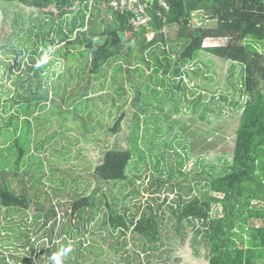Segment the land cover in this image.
Returning <instances> with one entry per match:
<instances>
[{
    "label": "trees",
    "instance_id": "trees-1",
    "mask_svg": "<svg viewBox=\"0 0 264 264\" xmlns=\"http://www.w3.org/2000/svg\"><path fill=\"white\" fill-rule=\"evenodd\" d=\"M160 1L167 5L168 10L160 5ZM0 5H18L39 12V17L32 19V26L27 31L17 20L15 30L2 38L5 54L0 58V80L10 81L14 92L5 86L0 91V120L3 122H0V142L4 145L0 146V224L4 220H14L34 205L37 214L33 218L38 220L35 228L40 227L39 231L51 222L58 225V216L62 212L81 221L89 212L96 214L94 210L98 203L89 196L76 198L64 210L57 209V206L62 208V202L53 203L58 196L49 193V187L44 183L47 175L38 174L43 166L41 162L36 170L22 175V166L29 152H43L45 149L38 140L39 134L51 122L63 127V124L77 123L78 120L85 136L100 133L109 123L101 124L98 112L102 107H110V113L113 115L117 111L119 116L106 133L118 135L127 118L126 113L120 114L123 106L118 107V102L125 99L128 93L121 86L115 89V95H101L105 92L109 71L114 65L117 64L112 77L114 85L117 73H123L126 66H129V83L144 74L139 67V62H142L148 69L152 68L153 73L147 82L164 87L170 99L178 103L179 94L181 99L186 94L192 96L187 89L189 85L185 83L188 77L185 70L194 67L200 52H207L218 60L240 65L245 72L240 91L243 94V101L240 102L243 113L233 163L224 174L209 175L201 196L186 202L176 200V206H171V211L178 219V225L187 221L195 228L198 225L201 227L209 264H264V0H155L151 11L152 22L140 29L130 24L129 16L115 12L110 0H0ZM15 39H18L17 43ZM207 40L226 42L205 48ZM48 49L51 51L48 52ZM45 52L48 58L55 55L58 58L40 68L35 67L36 61ZM137 54L141 58L149 54L150 60L142 58L134 62ZM78 55L81 62L74 73L73 60H77ZM171 55H177L175 61L171 60ZM60 61H64L65 71L57 76V80L44 81L48 80V76L43 78L44 73L48 71L49 74L55 66H61ZM133 65L139 66L132 72L130 67ZM159 69L164 70V76L172 75L166 79L167 82H160ZM67 74L70 80L65 81ZM73 78L77 79L78 86L69 91L76 81ZM154 93L157 96L160 94L156 89ZM2 94L5 96L3 100ZM196 94L197 101L194 99L192 103L197 109H202L205 118L210 112L223 113L217 102L214 103L215 108L206 105V94ZM225 100L228 101V98ZM180 103L182 105L183 100ZM64 105H67L66 110ZM155 114L150 117L154 118ZM33 123L36 124L33 126ZM34 127L39 129L36 136ZM140 127L139 123L136 124L135 130ZM61 136L66 138L65 133ZM143 156L144 153H141L142 161ZM133 159L132 150H108L94 169L93 176L107 184L133 183L129 177ZM109 208L104 227L109 224L113 231L103 238L108 245L106 250L120 254L125 248L120 239H126L131 233L134 242L143 247L147 262L156 258L157 245L163 240L164 218L155 213L150 205L142 214H139L141 208H138V213L130 216L128 210L122 214L112 206ZM219 208L221 213L214 217V211ZM43 217L45 223L42 225L40 219ZM66 223L70 227L69 233L61 229L56 238H78L81 234L79 225L76 230L69 224L70 221ZM5 229L3 227L1 232L3 235L7 231ZM50 230L45 235L50 236ZM81 230L84 234L88 233V224ZM60 232H63L62 235ZM114 233L120 234L118 239ZM32 241L33 238L28 237L27 244L33 246ZM83 246L81 242L72 246L68 262L79 264L80 258H85ZM57 248L54 247V253ZM98 248L101 254H96V257H103L107 252L102 247ZM162 257L158 256L159 259Z\"/></svg>",
    "mask_w": 264,
    "mask_h": 264
},
{
    "label": "rangeland",
    "instance_id": "rangeland-1",
    "mask_svg": "<svg viewBox=\"0 0 264 264\" xmlns=\"http://www.w3.org/2000/svg\"><path fill=\"white\" fill-rule=\"evenodd\" d=\"M101 13L104 14V11L101 10ZM38 17L39 12L36 10L18 5H0V58L5 54V43L2 42V38L5 34L7 36L15 30L14 23L19 20L27 31L32 26V19L36 20ZM97 18L96 15L95 19ZM72 21L73 16L70 17V23ZM167 33L170 34V31ZM17 41L18 39L14 40L15 43ZM225 42L207 40L204 47H216ZM179 51L180 49L177 50ZM171 56V60L175 61L177 55ZM149 57V54H146L142 58L150 60ZM56 58H58L56 55L49 56L47 63ZM142 58L137 54L134 56V62ZM74 61L73 72L75 73L81 62L80 55ZM60 63L61 66L50 68L52 71L49 74L48 71L44 73L43 78L48 76V80L44 81L57 80V76L66 69L64 61ZM139 65H133L130 70L133 72L139 66L144 70V74L129 83L127 72L129 66H126L123 73H117L115 85L112 77L117 64L114 65L109 71L110 78L108 82L106 81L105 92L101 93L105 96L115 95V89L121 86L128 93L125 99L118 102V107L123 106L120 114L126 113L127 115L122 131L118 135L106 133L113 126L114 119L119 116L117 111L112 115L110 107H102L98 112V120L101 124H109L104 126L100 133L92 136L84 135L80 120L77 123L71 121L63 124V127L59 123L51 122L38 137L39 142L44 144L42 146H45L44 151L31 150L22 166L23 175L36 170L40 162L43 164L38 174L47 175L44 183L48 185L49 193L52 196L54 193L57 194L58 199L53 203L62 202V208L55 205L57 209L64 210L76 198L89 196L94 197L98 203V207L94 210L96 214L89 212L84 221H81L67 217L62 212L58 216V225L51 222L42 231H39L40 227L35 228L38 224L37 218H33L37 214L35 205L12 221L11 219L8 222L4 220L0 224V233L3 227L7 231L4 235L1 233L2 237L0 236V264H52L50 257L54 253V247L58 246L59 250L62 246H67L69 242L71 246L80 242L84 244L82 253L85 258H80L79 264H209L203 247L201 227L198 225L195 228L187 221L178 225V219L173 216L171 206H176L174 204L176 200L182 199L186 202L195 196H201V192L205 191L206 179L209 175L218 176L230 170L234 158L237 131L243 113V106L240 104L243 101V94L240 91L245 76L244 69L240 65L218 60L207 52H200L194 67L185 70L190 77V80L186 77L185 83L189 85L187 89L192 96L186 94L184 99H181L179 94V102L174 103L167 90L163 89L164 87L147 82L149 75L153 73L152 68L148 69L142 62H139ZM157 72L160 82L172 76H164V70L159 69ZM54 73L56 75H53ZM75 78L73 79L76 81L73 87L71 84L69 91L75 90L78 86ZM68 80L70 78L67 74L65 81ZM94 83L98 84L96 81ZM2 86L8 87L10 91L14 90L7 79L0 80V91H3ZM26 88L28 89V86ZM155 89L160 92L159 96L154 93ZM196 93L206 94L205 103L210 104L212 108H215L214 103L217 102L219 107L223 108V113L210 112L205 118L202 109H197L193 104L197 101ZM3 95H1V100L5 98ZM225 98H228V101ZM181 100H183L182 105ZM64 109H67V105H64ZM151 114L156 116L151 118ZM138 118L140 122L137 121ZM138 123L141 127L135 130ZM35 124L33 123V126ZM33 131L36 136L39 129L34 127ZM62 133L66 134L65 139H62ZM49 137L54 140L48 139ZM0 146H4L2 142ZM119 148L132 150L134 153V159L129 168V177L133 183L107 184L97 181L93 172L102 161L104 153ZM141 153H144L143 161L140 157ZM152 183L154 185H151ZM134 192L137 194L133 195ZM149 205L155 213H159L164 218L163 240L157 245V257L148 263L143 247L141 248L138 243L134 242L131 233L127 234L126 239H120L122 246L125 247L120 254L107 251L108 245L103 238L113 231L109 224L104 227V221L108 218L105 216H108L110 212L109 206L122 214L128 210L130 216L137 214L138 208H141L139 214H142ZM42 206L48 207V205ZM220 213L221 209H216L213 216ZM40 220L43 225L45 218ZM68 221L75 229L79 225L80 230L78 228L76 230L81 232L80 236L76 239L69 236L56 238L61 229L66 234L69 233L70 227L66 223ZM86 223L89 231L84 234L81 228H84ZM49 230L50 236L45 235ZM63 232H60V235ZM114 235L117 239L120 236L119 233H114ZM30 236L33 238V243L31 242L33 246L27 244ZM52 239L55 240L51 242ZM66 241L67 244H65ZM95 241L99 244H95ZM98 246L107 252L103 257H96V254H101ZM89 248L90 251H88ZM159 255L163 257L159 259ZM68 258V255L64 257V264H75L74 261L68 262Z\"/></svg>",
    "mask_w": 264,
    "mask_h": 264
},
{
    "label": "built area",
    "instance_id": "built-area-1",
    "mask_svg": "<svg viewBox=\"0 0 264 264\" xmlns=\"http://www.w3.org/2000/svg\"><path fill=\"white\" fill-rule=\"evenodd\" d=\"M154 2L155 0H110L112 9L129 16L130 24L136 29L147 27L152 22L153 13L151 11ZM159 3L168 10L164 2Z\"/></svg>",
    "mask_w": 264,
    "mask_h": 264
},
{
    "label": "clouds",
    "instance_id": "clouds-1",
    "mask_svg": "<svg viewBox=\"0 0 264 264\" xmlns=\"http://www.w3.org/2000/svg\"><path fill=\"white\" fill-rule=\"evenodd\" d=\"M51 49H48L50 52ZM48 61V54L47 52L36 61L35 67L40 68L44 63ZM71 242L67 246H62L57 252L53 253L50 257L52 264H64V257H66L69 253L72 252Z\"/></svg>",
    "mask_w": 264,
    "mask_h": 264
}]
</instances>
